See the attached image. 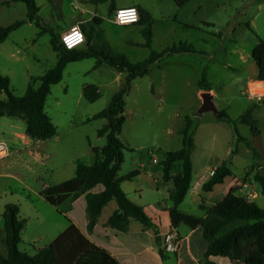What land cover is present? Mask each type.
Masks as SVG:
<instances>
[{"label": "rangeland", "instance_id": "obj_1", "mask_svg": "<svg viewBox=\"0 0 264 264\" xmlns=\"http://www.w3.org/2000/svg\"><path fill=\"white\" fill-rule=\"evenodd\" d=\"M6 1L0 0V26L27 18L25 3ZM137 3L146 7L156 21L151 48L144 46L146 39L142 32L143 25L123 26L111 21V0L97 4L93 0H37L41 20L55 29L56 34H60L73 20L91 17V12L97 10L102 22L96 31L102 33L113 49L134 63L146 59L152 49L163 51L181 40H189L196 48L202 49L205 44L201 39L207 38L214 52L209 59L207 78L215 91L223 90L216 104L220 108L223 103H227L233 113L240 114L241 108L251 101L243 92V82L245 77L255 73L257 64L253 53L259 41H264V10L258 12V5H264V0H193L180 8L175 0H116L117 6ZM82 9L89 13H83ZM177 21L197 28L186 29ZM204 21L214 22L215 28L203 26ZM233 21L237 22L236 33L227 34L228 23ZM223 32L227 34L225 38ZM39 33L40 28L27 22L13 31L5 43L0 44V73L9 76L15 96H24L31 78L44 75L59 60V54L51 44V34ZM192 59L191 54L165 57L160 66L153 67L149 74L132 83L125 98L126 122L121 139L127 148L124 150V163L119 176L141 168V163L145 165L142 170L162 173L167 152L182 148L183 139L179 131L187 116L198 121L197 111L200 107L197 81L203 73ZM126 76V73L106 64L97 66V58H87L69 62L61 82L51 86L46 111L58 128L57 136L38 142L41 152L38 163L27 165L20 160L10 167L9 171L13 173L11 177L0 178V254L4 255L7 249L5 223L1 214L8 204L20 205V214L27 219L19 249L29 255H35L39 248L50 244L65 230L66 216L38 192L44 184L52 186L61 183L60 180L67 178V175H60L61 171L65 173L78 160L89 162L92 159L89 144H96L97 129L102 128L107 121L100 118L88 122V119L108 106ZM39 84L37 81L36 86ZM88 85L97 86L100 92L101 96L95 102L83 96V89ZM235 95H238L237 101L233 98ZM6 97L5 92L0 94V99ZM261 106L264 109V103ZM204 115L216 116L213 112ZM4 119L25 128L22 119ZM249 129L242 125L239 130L245 134ZM208 133L204 131L202 135V143L206 148L210 147ZM216 133L227 138V130L216 129ZM102 139V143L106 144V137ZM204 147L198 148L195 156L200 153L203 156ZM181 170L182 163L178 161L172 172ZM145 185L149 187L147 183ZM125 187L130 192L131 184L126 183ZM146 198L149 200L148 194ZM261 206H264V198ZM183 209L191 214H202L191 202L184 204Z\"/></svg>", "mask_w": 264, "mask_h": 264}, {"label": "trees", "instance_id": "obj_2", "mask_svg": "<svg viewBox=\"0 0 264 264\" xmlns=\"http://www.w3.org/2000/svg\"><path fill=\"white\" fill-rule=\"evenodd\" d=\"M109 0H93L107 2ZM191 0H175L177 7H184ZM23 2L27 7V18L18 20L7 26H0V44L10 34L27 22L34 23L40 28V35L49 32L53 49L59 54L57 64L44 75L32 77L26 94L15 96L11 90L9 76L0 73V92L7 97L0 99V118L3 116L16 117L25 121V133L32 140L45 141L58 134V128L46 111V103L51 92V86L63 79L64 70L69 62L81 61L87 58H97V66L106 64L119 72L127 74L124 83L112 96L108 106L97 113L88 122L94 119H106V124L99 129L100 136L106 137V144L94 147L96 160L92 164L79 160L75 176L64 182L45 187L41 196L50 204L57 207L60 213H68L73 203L82 195L86 196L87 215L89 223L88 233H91L104 207L115 200L118 208L109 217L107 225L111 228L128 231L132 219L141 222L145 227H153L150 218L143 207L134 203L122 188L125 180H132L136 176L133 171L125 176H119L124 163V150L127 148L121 139L123 126L126 122V96L132 88L135 79L151 72L165 57L180 53H196L195 46L186 41H180L168 46L163 51L151 50L150 55L139 62H132L124 54L113 49L103 38L96 27L101 25L100 17H93L90 21L82 23L80 28L86 35L85 46L76 49H67L61 43V34L51 26L46 25L39 15L40 7L37 0H7L6 3ZM140 13L137 24L144 26L142 32L146 39L144 46L151 48L153 42V25L155 19L146 9L136 6ZM115 0H111L109 17L115 13ZM194 27V26H192ZM195 28V27H194ZM253 57L258 67L257 78L264 82V41L260 40L255 48ZM37 81L40 82L36 86ZM200 90H212V84L206 74L197 83ZM83 96L90 102L100 98V92L95 85L85 86ZM218 119L233 124L238 140H245L238 131L237 124L249 126L257 124L253 117V110L248 109L239 119H231L225 110H220ZM197 122L192 117H186L184 126L179 133L182 135L183 146L179 150L167 152L163 160L164 179H173L174 187L170 192L172 206L170 208L171 221L174 227L185 224L190 227L201 226L204 237L208 243L206 257L226 256L231 260H239L243 264H264V207L246 196L231 194L223 202L213 207L202 206L204 216H196L180 210L193 181L192 150L195 146V130ZM251 150H256L247 141ZM236 151V149H235ZM182 163L180 173L171 176L175 163ZM232 174L229 161H224L217 169L211 180L204 184L205 191L213 190L214 186L223 183L225 178ZM255 181L259 183L264 195V175L257 172ZM102 185L100 192H92L94 188ZM6 232L7 251L0 255V264H119L111 253L90 241L79 228L71 223L50 244L39 248L35 255H29L19 249L22 242V233L26 227L27 219L21 217L18 204H8L3 212ZM159 252L165 257V251L160 242H157Z\"/></svg>", "mask_w": 264, "mask_h": 264}, {"label": "crops", "instance_id": "obj_3", "mask_svg": "<svg viewBox=\"0 0 264 264\" xmlns=\"http://www.w3.org/2000/svg\"><path fill=\"white\" fill-rule=\"evenodd\" d=\"M192 1L193 0L190 2ZM257 1L258 0H256V2ZM128 6H139L146 9V7L140 3ZM115 7L117 9L123 6H117L115 0ZM263 10L264 5L259 4L258 12ZM82 11L83 13H89L86 9H82ZM95 11L96 12L93 13L91 12V17L77 18L73 20L67 24L66 28L62 30L60 34L68 30L70 27L75 26L73 25V22H76L77 25L80 26L82 23L90 21L93 17H102L97 13V10ZM178 23L186 29L195 27H192L193 25L190 24ZM247 24L250 25L249 22ZM207 25L208 27L213 26L215 28L214 22L204 21L203 26ZM236 26V21L228 23L227 28L229 29L226 33L235 34ZM198 30L206 32V30L201 28ZM226 33L223 32L224 38L225 35H227ZM6 41L7 40L3 43ZM185 41L191 43L189 40ZM201 41L205 44V46L202 49L195 47L197 49L196 53H180L173 56L183 57L191 54L193 58L192 60L196 61L202 73L208 76L209 59L214 52L211 51L209 40L207 38L203 37ZM158 65L160 66L161 62H159ZM257 73L258 67L251 77H245V82H243V92L246 94L248 100L251 101H248L245 104V107L241 108L240 114L233 113L231 106L227 103H223L220 108L217 106L216 99L223 90L220 92L215 91L212 82H210L212 84V90L208 91L213 96V100L219 111L225 110L231 119H239L248 109L251 108L253 110V117L257 120V124L249 126L243 123H238L237 128L239 133L251 143V146L256 150V153L251 150L247 141L237 139L234 126L229 121L218 119L216 116L204 115L206 113L197 114L198 121L194 136L195 146L191 154L193 161V181L191 189L179 206L181 211L191 214L187 210L183 209L184 204L191 202L202 211L201 215L196 216L202 217L205 215L202 206H216L218 203L227 199L231 194L235 196H246L249 199L256 201L261 206L264 195L261 192L259 183L255 181L254 177L257 172L264 175V109L261 106V104L264 103V100H259L258 98L247 94L248 86L259 87L260 83L258 82H263L262 80H258ZM224 87H226V85H224ZM203 92L207 91L199 89V106L202 104L201 94ZM0 94H2V92H0ZM237 96L238 95H235L233 97L235 101H237ZM6 117L8 116L0 118V141H4L9 144L12 154L10 157L0 160V178L11 177L13 173L9 171L10 167L20 160H23L27 165H30L32 162L38 163L41 158L38 143L39 141L32 140L26 135L25 128L23 129L19 124L13 121H8V119H4ZM242 125H246L250 128L245 134H242L239 130ZM99 129L100 128L97 129V135L95 136L96 144L94 145L91 142L89 144V150L93 155L92 159L85 163L92 164L95 162L96 157L92 149L94 147L101 148L105 145L102 143V138L104 136H100L98 133ZM216 129L220 131L221 129L225 131L227 130V138H222V136L218 135L216 133ZM204 131L209 132V148L204 147L202 143V135H204ZM222 134L224 135L223 137H225V134ZM202 146L204 147L203 156L201 153L195 156V151ZM224 161H229V168L231 169L232 174L227 176L223 183L215 185L213 190L205 191L203 189L204 184L212 178L210 172L217 169ZM76 167L77 163L71 169L66 170L65 173L61 171L60 175H67V178L60 181L64 182L73 178L75 176ZM139 167L145 168V165L141 163ZM141 168H135L133 170L136 171V176L132 180H125L122 183V188L134 203L143 207L144 211L150 218L153 227L147 228L141 222L134 219L131 221L129 230L125 232L109 227L107 225V221L118 208L117 202L112 200L102 210L101 216L99 217L94 230L91 233H88L87 226L89 218L86 210L87 201L86 196L82 195L73 203L72 209L68 213L64 214L67 218L65 230L71 223L75 224L79 230L90 239L91 242L107 249L119 264H243V262L239 260H231L226 256L212 255L206 257L208 243L204 237L201 226L193 228L185 224H181L178 227H174L170 216V208L172 206L170 192L174 187L173 179L165 180L164 171H162V173H154L152 170H142ZM55 170H52V172ZM180 172L174 173L171 171V176L174 177ZM126 183L131 184L130 192L125 187ZM145 183H147L149 187H147ZM45 187H48V185L44 184L42 189ZM97 187L94 188L92 192H100L104 189V187L100 189ZM41 190L38 194H40ZM147 194L149 200L146 198ZM1 215L3 217V211ZM171 231H175L180 237L181 241L179 250L174 253L165 252V257H162L159 252L157 242H160V245L162 246L165 235ZM157 236L160 238L157 239Z\"/></svg>", "mask_w": 264, "mask_h": 264}, {"label": "built area", "instance_id": "obj_4", "mask_svg": "<svg viewBox=\"0 0 264 264\" xmlns=\"http://www.w3.org/2000/svg\"><path fill=\"white\" fill-rule=\"evenodd\" d=\"M135 9L136 10V16L137 19L135 20V22H129V23H121L120 19H119V13L122 10H128V9ZM113 23L117 24V25H134L139 23L140 21V13L139 10L136 6H123L120 8H117L115 10V13L113 15V18L111 20ZM73 29H75L76 31L74 32ZM78 34H82V40L80 39H74L71 41V46L68 45L66 38L68 36H73V35H78ZM61 43L67 48V49H76V48H80L83 45H85L86 43V35L83 32V30L80 28L79 25L73 26L71 28H69L68 30H66L65 32H63L61 34ZM260 83L259 87L257 86H248L247 89V94L249 96L252 97H256L259 100H264V83L263 82H258ZM12 154V150L9 146L8 143L4 142V141H0V160L6 159L8 157H10ZM156 162V160H154ZM216 172V169L212 170L210 172V175L213 176ZM180 237L179 235L175 232V231H171L169 233H167L164 237L163 240V249L165 252L168 253H174L177 252L179 250L180 247Z\"/></svg>", "mask_w": 264, "mask_h": 264}, {"label": "water", "instance_id": "obj_5", "mask_svg": "<svg viewBox=\"0 0 264 264\" xmlns=\"http://www.w3.org/2000/svg\"><path fill=\"white\" fill-rule=\"evenodd\" d=\"M201 98H202V104L199 107L197 114H203L206 112H213L216 115H220V111L217 108L214 100H213V96L211 95L210 92H203L201 94ZM160 237L157 236V239H159Z\"/></svg>", "mask_w": 264, "mask_h": 264}, {"label": "clouds", "instance_id": "obj_6", "mask_svg": "<svg viewBox=\"0 0 264 264\" xmlns=\"http://www.w3.org/2000/svg\"><path fill=\"white\" fill-rule=\"evenodd\" d=\"M119 19L121 23H129V22H135V20L137 19L136 16V10L133 9H128V10H122L119 13ZM73 31L75 32L76 30L73 29ZM82 34H78V35H73V36H68L66 38V41L68 43L69 46H71V41L74 39H80L82 40Z\"/></svg>", "mask_w": 264, "mask_h": 264}]
</instances>
